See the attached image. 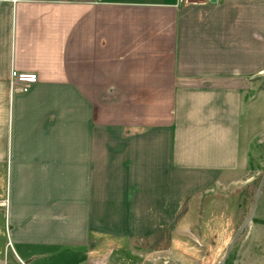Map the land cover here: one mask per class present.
<instances>
[{"label":"crops","instance_id":"0c3cea01","mask_svg":"<svg viewBox=\"0 0 264 264\" xmlns=\"http://www.w3.org/2000/svg\"><path fill=\"white\" fill-rule=\"evenodd\" d=\"M263 67L264 0H0V264L196 259Z\"/></svg>","mask_w":264,"mask_h":264},{"label":"rangeland","instance_id":"374dc122","mask_svg":"<svg viewBox=\"0 0 264 264\" xmlns=\"http://www.w3.org/2000/svg\"><path fill=\"white\" fill-rule=\"evenodd\" d=\"M259 75L254 86L259 95L243 112L239 165L217 175L209 189H200L199 195L192 200L189 214L183 210L181 234H177L188 239L189 243H197V247L181 245L179 248L181 253H188L196 259L189 261L188 257L184 261L178 254L165 249L158 253L166 256L158 257L159 264H168L170 258L175 259L173 262L176 264H221L233 235L251 212L264 175V67ZM251 96L248 91L247 100ZM170 235V231L166 230L151 233V248L164 247L154 246V243L159 240L166 244ZM225 264H264V184L255 214L235 240Z\"/></svg>","mask_w":264,"mask_h":264},{"label":"water","instance_id":"95a60500","mask_svg":"<svg viewBox=\"0 0 264 264\" xmlns=\"http://www.w3.org/2000/svg\"><path fill=\"white\" fill-rule=\"evenodd\" d=\"M211 1H216V0H211ZM264 184V175L262 176L261 178V181L259 183V187L256 191V194H255V197H254V201H253V206H252V209H251V212L249 213V215L246 217V219L241 223V225L238 227V229L236 230L235 234L233 235L227 249H226V252L223 256V259L220 261L221 264H225L226 262V259L232 249V246L235 242V240L237 239V237L239 236V234L249 225V223L251 222L254 214H255V211H256V208H257V205H258V202H259V199H260V196H261V189H262V186ZM168 264H176L174 263L173 261H170Z\"/></svg>","mask_w":264,"mask_h":264},{"label":"built area","instance_id":"2783aa9c","mask_svg":"<svg viewBox=\"0 0 264 264\" xmlns=\"http://www.w3.org/2000/svg\"><path fill=\"white\" fill-rule=\"evenodd\" d=\"M182 2H189L192 0H181ZM17 77L19 81L23 82L22 89L26 90L31 82L36 81L37 75L35 73H15L13 72L12 75V85L15 84V81L13 78Z\"/></svg>","mask_w":264,"mask_h":264}]
</instances>
